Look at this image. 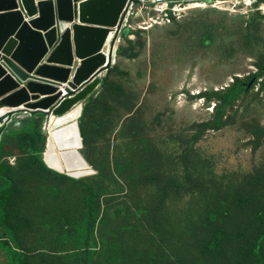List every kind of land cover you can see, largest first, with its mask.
Segmentation results:
<instances>
[{
    "label": "rangeland",
    "instance_id": "obj_1",
    "mask_svg": "<svg viewBox=\"0 0 264 264\" xmlns=\"http://www.w3.org/2000/svg\"><path fill=\"white\" fill-rule=\"evenodd\" d=\"M140 6L77 119L89 173L59 176L30 137L1 140L0 264L17 248L22 264H264V0L151 28Z\"/></svg>",
    "mask_w": 264,
    "mask_h": 264
},
{
    "label": "water",
    "instance_id": "obj_2",
    "mask_svg": "<svg viewBox=\"0 0 264 264\" xmlns=\"http://www.w3.org/2000/svg\"><path fill=\"white\" fill-rule=\"evenodd\" d=\"M130 1L0 0V123L19 114L46 123L82 110L114 62ZM75 127L84 163L78 121Z\"/></svg>",
    "mask_w": 264,
    "mask_h": 264
},
{
    "label": "bare ground",
    "instance_id": "obj_3",
    "mask_svg": "<svg viewBox=\"0 0 264 264\" xmlns=\"http://www.w3.org/2000/svg\"><path fill=\"white\" fill-rule=\"evenodd\" d=\"M219 3L223 2L219 1ZM194 5L199 7L203 4L197 2ZM80 110V106L77 105L63 116H50L43 128L46 139L42 155H44L47 164L60 173L74 175L77 178H82L89 168L86 162L83 163L75 152V149H79L75 123L79 118Z\"/></svg>",
    "mask_w": 264,
    "mask_h": 264
},
{
    "label": "built area",
    "instance_id": "obj_4",
    "mask_svg": "<svg viewBox=\"0 0 264 264\" xmlns=\"http://www.w3.org/2000/svg\"><path fill=\"white\" fill-rule=\"evenodd\" d=\"M210 1H215V3H218V4H220L219 1L225 2V0H192V1H184V0H149V1L131 0L129 3V6L127 8V11H126L125 19L128 17V15H130V11L134 5V2H140V5H142L136 10V14H142L143 11L146 10L145 18L150 23L149 26L151 28L152 26L159 24L157 22L158 19H161L166 24H170L175 19H177L179 12L190 9V8L185 9V7L192 6L197 2L203 3V5H205L206 3L210 2ZM250 1H253V0H250ZM191 8H194V7H191ZM143 23H142V26H144V27H141V25L139 24L138 25L139 29L147 30V27H145L146 24L143 25ZM11 121H12V117L10 119L5 118L3 120V123H0V130L2 128L4 129V127L8 123H10ZM1 133H0V137H1Z\"/></svg>",
    "mask_w": 264,
    "mask_h": 264
},
{
    "label": "trees",
    "instance_id": "obj_5",
    "mask_svg": "<svg viewBox=\"0 0 264 264\" xmlns=\"http://www.w3.org/2000/svg\"><path fill=\"white\" fill-rule=\"evenodd\" d=\"M253 22V21H252ZM258 26V25H257ZM115 58V57H114ZM217 106L215 105V108H216ZM35 127L37 128V123L35 122ZM36 134H37V131L35 130L34 132H33V134L32 135H27V134H22L21 135V137L22 136H25V137H30L31 138V147L28 149L31 153H33L34 154V156H35V158H36V160L45 168V169H47L45 166H44V164L42 163V160H41V156H40V154H38V149H37V147H38V144H39V139H38V141H37V137H36ZM8 135H6L5 137H3V139L4 138H6ZM9 136H11V133L9 134ZM82 137V136H81ZM82 143H84L83 142V139H82ZM84 145V144H83ZM1 147V146H0ZM49 170V169H48ZM49 171H51V170H49ZM51 172H53V171H51ZM55 173V172H54ZM57 175H59V176H61L60 174H58V173H56ZM63 176V175H62ZM73 181H75L74 179H73ZM3 183V184H2ZM11 185V181H10V179H8L6 176H4L3 174H0V192H2L3 190H5V189H7L9 186ZM86 192H87V197H86V199H85V204L87 205V208H88V210H91V206L93 205V203H94V191H93V189H92V187H91V185H86ZM90 222V221H89ZM8 234H9V236H10V239L12 240V242L15 244V246H16V248H17V243L15 242V239L13 238V235L10 233V232H8ZM87 249V246L85 247V250ZM17 251H16V253H15V262H16V264H22V261H21V252L19 251V249L17 248L16 249Z\"/></svg>",
    "mask_w": 264,
    "mask_h": 264
},
{
    "label": "crops",
    "instance_id": "obj_6",
    "mask_svg": "<svg viewBox=\"0 0 264 264\" xmlns=\"http://www.w3.org/2000/svg\"><path fill=\"white\" fill-rule=\"evenodd\" d=\"M42 97L43 96H40L39 99H42ZM37 119H41V116L40 115L27 116L25 114H19V115L13 116L12 121L4 127L1 133L2 138L0 137V143L6 134L9 135L11 133L12 137H17V138H21L22 134L32 135L36 129L34 125L35 124L34 120H37ZM19 145L20 144L18 143L17 145L18 147L16 146V148H19Z\"/></svg>",
    "mask_w": 264,
    "mask_h": 264
}]
</instances>
